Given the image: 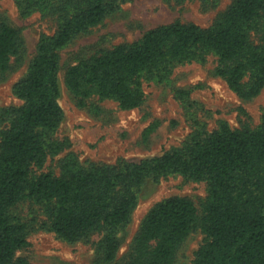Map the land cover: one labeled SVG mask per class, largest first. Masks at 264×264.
I'll return each instance as SVG.
<instances>
[{"label":"trees","instance_id":"obj_1","mask_svg":"<svg viewBox=\"0 0 264 264\" xmlns=\"http://www.w3.org/2000/svg\"><path fill=\"white\" fill-rule=\"evenodd\" d=\"M18 1L23 14L44 9L59 15L56 32L41 37L28 74L15 85L22 104L2 111L8 125L0 134V264H32L18 256L29 244L27 225L11 214L26 196L46 206L50 229L68 242L101 231L103 259L111 261L120 246L117 233L130 221L146 180L176 173L208 184L201 221L206 239L193 264H264V116L256 128L222 122L212 132L197 131L183 147L139 162L82 167L71 157L59 175L45 170L61 148L52 138L64 115L60 50L121 0ZM20 50L18 31L0 20V72ZM209 54L217 56L216 73L231 90L244 99L258 96L264 88V0H234L207 28L181 21L152 28L137 41L70 66L65 81L82 102L97 95L133 109L145 100L146 82H163L177 65L203 62ZM198 226L194 202L169 197L148 213L122 264H173Z\"/></svg>","mask_w":264,"mask_h":264},{"label":"rangeland","instance_id":"obj_2","mask_svg":"<svg viewBox=\"0 0 264 264\" xmlns=\"http://www.w3.org/2000/svg\"><path fill=\"white\" fill-rule=\"evenodd\" d=\"M233 1L121 0L115 12L63 47L59 103L64 115L52 135L61 148L47 158L44 169L59 175L62 161L71 157L82 167L159 157L183 147L197 131L217 130L222 122L233 129L256 128L264 116V88L254 98L240 97L217 75L214 54L203 62L177 65L163 82H146L145 100L133 109H123L118 102L97 95L82 102L65 81L70 66L119 44L137 41L152 28L174 21L210 27ZM58 15V10L44 9L23 14L18 0H0V20L14 27L21 39L19 55L11 59L8 70L0 72V134L8 125L2 111L22 104L15 85L28 74L41 37L56 32ZM172 196L191 199L198 210L199 226L185 239L173 263L193 264L196 251L206 239L201 221L208 184L178 173L146 180L130 221L117 233L120 246L111 261L103 259L101 231L68 242L50 229L46 206L26 196L11 209L12 216L27 225L29 244L18 256L32 264H122L148 213Z\"/></svg>","mask_w":264,"mask_h":264}]
</instances>
